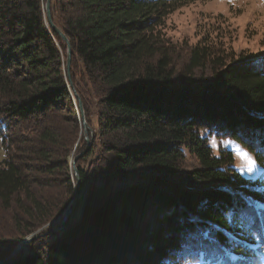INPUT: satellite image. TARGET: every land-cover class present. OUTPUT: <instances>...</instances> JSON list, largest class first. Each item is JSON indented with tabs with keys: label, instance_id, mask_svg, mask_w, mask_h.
<instances>
[{
	"label": "trees",
	"instance_id": "trees-1",
	"mask_svg": "<svg viewBox=\"0 0 264 264\" xmlns=\"http://www.w3.org/2000/svg\"><path fill=\"white\" fill-rule=\"evenodd\" d=\"M194 1L51 0L69 78L47 0H0V261L73 208L15 264H264V177L210 144L237 139L264 164V54L172 39ZM73 88L93 133L74 206L69 157L87 144Z\"/></svg>",
	"mask_w": 264,
	"mask_h": 264
},
{
	"label": "rangeland",
	"instance_id": "rangeland-1",
	"mask_svg": "<svg viewBox=\"0 0 264 264\" xmlns=\"http://www.w3.org/2000/svg\"><path fill=\"white\" fill-rule=\"evenodd\" d=\"M167 31L168 35L175 41L186 43L191 42L192 44L196 43V41L201 38L204 33L211 32V35H215V38L217 40L225 43L228 47L233 48L235 52L241 55L242 57L262 55L264 54V0H196L171 15L170 19L168 20ZM70 91V95L73 99L72 89ZM75 99L77 100L76 97ZM73 101L75 100L73 99ZM82 135L87 144V148L83 152H80L76 155H74V153L69 157L71 172L74 175V159L80 154H82L81 156H83L86 152H88V150L92 147L93 144V133L90 134V131H88V137L90 142L86 140V134L84 133V129ZM89 144H91L90 148H88ZM210 144L213 147L214 153L216 155L220 154L221 148H225L229 151H232L235 157L234 166L237 172L240 175L242 172H244L242 161L235 154L234 150L236 146L239 145L241 147L246 148L247 151L250 152L249 148L246 145H244L237 139L231 138H212ZM252 156L253 159L256 160L253 154ZM4 158L5 152L0 141V162ZM257 164L259 163L257 162ZM260 175L261 173L257 172L254 178L247 173L242 176L249 182L255 180ZM76 188L78 193L77 181ZM74 203L73 206L77 202L75 204ZM64 214L59 217L61 221L63 219ZM58 219L52 221L50 224L44 226L42 229L32 233L31 235L35 233L36 235L46 233L50 228L56 225V221ZM48 226L50 227L47 229ZM42 230L46 231L41 232ZM26 239L19 245L20 249L22 248V250L24 248V243ZM18 250L19 249L17 248L15 252Z\"/></svg>",
	"mask_w": 264,
	"mask_h": 264
},
{
	"label": "water",
	"instance_id": "water-1",
	"mask_svg": "<svg viewBox=\"0 0 264 264\" xmlns=\"http://www.w3.org/2000/svg\"><path fill=\"white\" fill-rule=\"evenodd\" d=\"M46 13H47V18H48V21L51 25V27L61 35V37L63 38V40L66 42L67 44V54H68V57H67V70H68V75H69V78H71V75H70V69H71V63H72V47H71V43H70V40L68 39V37L57 27V25L54 23L53 19H52V13H51V0H47V3H46ZM72 86V85H71ZM73 91V94L74 96L77 98V100L79 101V109H80V112H81V117L84 119L83 123H84V133L86 134V140L88 142L89 141V137H88V131H89V127H88V124L87 122L85 121V111H84V107H83V102L79 96V94L77 93V91L75 89H72ZM71 93V91H70ZM72 94V96H73ZM91 144H89V147L90 148ZM82 154L78 155L74 161H73V169H74V172H75V175H76V179H77V187H78V193H77V199L75 201V203L78 201L79 197H80V193H81V187H82V181H81V178H80V174H79V171L75 165V162L80 158ZM74 203V204H75ZM73 213V209L70 208L63 216V219L61 221V223L59 225H55L53 226L52 228H50L46 233L44 234H39V235H36L33 234L31 236H29L25 243H24V248H23V253L24 255L12 262H5V261H0V264H15L17 262H19L20 260L24 259L28 254H29V244L33 241V240H36L37 238L39 237H43V236H48V235H51V234H54L56 232H60L62 230L65 229L66 227V223H67V220L68 218L72 215ZM54 224V223H53ZM18 249H20V247H18Z\"/></svg>",
	"mask_w": 264,
	"mask_h": 264
},
{
	"label": "snow or ice",
	"instance_id": "snow-or-ice-1",
	"mask_svg": "<svg viewBox=\"0 0 264 264\" xmlns=\"http://www.w3.org/2000/svg\"><path fill=\"white\" fill-rule=\"evenodd\" d=\"M234 151L238 158L242 161L244 172H242L241 175L247 173L254 178L255 174L260 172L262 177H264V164H257V161L253 159L252 154L247 151L246 148L237 145ZM258 154L264 158V149L259 150ZM259 259L264 261V254H262Z\"/></svg>",
	"mask_w": 264,
	"mask_h": 264
}]
</instances>
